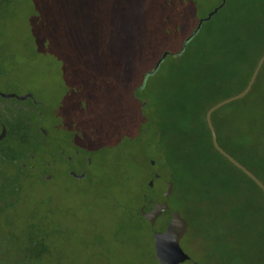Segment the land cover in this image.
Here are the masks:
<instances>
[{"label":"trees","instance_id":"obj_1","mask_svg":"<svg viewBox=\"0 0 264 264\" xmlns=\"http://www.w3.org/2000/svg\"><path fill=\"white\" fill-rule=\"evenodd\" d=\"M210 1L145 3L146 23L139 46L126 43L130 52L124 61V79L131 80L141 68L128 98L133 109L128 116L136 120L128 123L125 148H142L144 162L152 170L139 196L140 204L131 212L127 233L133 241L144 242L140 230L145 226L152 237L167 209L162 207L150 223L141 216L140 207L150 211L155 203L163 205L164 191L157 193L156 183L162 184L171 175L173 191L167 201L173 205L167 202L168 207L186 220L182 240L198 253L197 259L190 256L193 261L186 264H264V192L217 152L205 121L209 107L244 89L264 52V0ZM219 5L182 52L174 54L199 18ZM193 11L198 15L191 27L176 39L174 34ZM173 40L177 41L172 46ZM153 45L157 47L153 61L140 66ZM164 51L169 54L150 73ZM34 104L31 98L0 96V128L7 130L0 141V162L23 169L22 161L28 159L29 170L37 166L48 174V161L41 157L46 136L34 128L32 115L40 117V107L34 108ZM211 121L218 144L264 183V62L249 93L217 109ZM132 124L137 127L133 136ZM34 130L41 136L37 142ZM23 147L25 152H21ZM86 161L87 166L93 162ZM89 178L86 171L84 179ZM10 189L9 199L0 194V264H66L49 260L48 234L32 217H25L23 223L8 217L20 196L17 185ZM152 254L156 259L154 249Z\"/></svg>","mask_w":264,"mask_h":264},{"label":"rangeland","instance_id":"obj_2","mask_svg":"<svg viewBox=\"0 0 264 264\" xmlns=\"http://www.w3.org/2000/svg\"><path fill=\"white\" fill-rule=\"evenodd\" d=\"M156 1L0 0V92L30 94L33 107H40V117L32 119L34 128L46 130L41 157L49 165L43 174L37 166L29 170L28 159L23 169L0 162V194L9 199L11 186H18L19 201L8 217L15 223L32 217L47 232L53 263L158 264L147 228L140 230L144 242L127 233L152 170L142 148H125L128 123L136 120L128 116V98L141 67L129 81L123 70L126 43H140L144 4ZM196 15L187 13L176 39ZM156 53L153 45L140 66ZM33 134L39 141V133ZM71 171H87L90 178H74ZM165 181L163 187L156 183L157 193L165 191ZM165 218L166 213L157 228ZM180 245L197 259L182 239Z\"/></svg>","mask_w":264,"mask_h":264},{"label":"water","instance_id":"obj_3","mask_svg":"<svg viewBox=\"0 0 264 264\" xmlns=\"http://www.w3.org/2000/svg\"><path fill=\"white\" fill-rule=\"evenodd\" d=\"M221 6L222 5L215 7L213 10L208 12L205 17L199 18L195 29L186 39L183 40L180 51L174 54H178L182 52L187 42L191 40L196 35V33L199 31L203 22L208 21L211 18V16L215 14ZM168 54H169L168 51H164L161 54V56L155 62V65L150 71V73H154L159 68V66L161 65V63L163 62V60L166 58ZM263 62H264V52L259 58L244 89L240 91L239 93L231 97H228L226 99H223L217 102L216 104H214L213 106L209 107L205 113V121L210 131L212 144L214 148L217 150V152H219L224 158H226L234 166H236L243 173H245L264 192V183L257 176H255L249 169H247L244 165H242L240 162L234 159L229 153H227L218 144L217 138H216V132H215L214 126L211 121V116L217 109L231 102L239 100L245 97L249 93V91L251 90L256 80V77L259 73V70ZM0 96L4 98H16L18 100H25L27 98H32L30 94L18 96L13 93H2V92H0ZM40 131L42 132L44 136L47 135L45 129L41 128ZM70 175L74 178H84L85 172L75 173L71 171ZM155 177L159 178V175L156 173ZM45 178L49 179L50 176H47ZM149 184L152 185L153 180L150 181ZM172 191H173V181H172V176L170 175L169 179L165 181V191L163 192V197L166 199V201L163 203V205L161 206L158 203H155L153 209H151L150 211H145L143 206L140 207L141 216L145 218L147 221H149L150 223H153L155 217L159 214V211L162 209V207L167 209L164 225L161 228L156 227L152 232L154 254L159 264H183L190 260L193 261L191 257L184 251V249L180 245V241L184 237L187 231L188 224L179 211L175 209H170L168 207L167 199L172 194Z\"/></svg>","mask_w":264,"mask_h":264},{"label":"flooded vegetation","instance_id":"obj_4","mask_svg":"<svg viewBox=\"0 0 264 264\" xmlns=\"http://www.w3.org/2000/svg\"><path fill=\"white\" fill-rule=\"evenodd\" d=\"M4 130V131H3ZM6 133H7V130H6V128H4V129H2V128H0V134H1V136H0V141H2V139L6 136ZM46 138V137H45ZM47 179V178H46Z\"/></svg>","mask_w":264,"mask_h":264}]
</instances>
